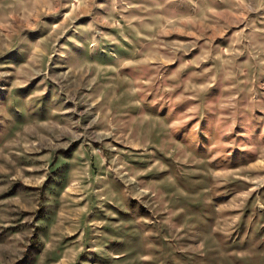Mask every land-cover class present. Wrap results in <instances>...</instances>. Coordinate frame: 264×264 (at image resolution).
<instances>
[{
    "label": "rangeland",
    "instance_id": "1",
    "mask_svg": "<svg viewBox=\"0 0 264 264\" xmlns=\"http://www.w3.org/2000/svg\"><path fill=\"white\" fill-rule=\"evenodd\" d=\"M0 264H264V0H0Z\"/></svg>",
    "mask_w": 264,
    "mask_h": 264
}]
</instances>
